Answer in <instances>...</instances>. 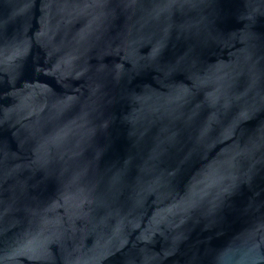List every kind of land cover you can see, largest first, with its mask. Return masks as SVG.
I'll return each instance as SVG.
<instances>
[{
	"label": "water",
	"instance_id": "1",
	"mask_svg": "<svg viewBox=\"0 0 264 264\" xmlns=\"http://www.w3.org/2000/svg\"><path fill=\"white\" fill-rule=\"evenodd\" d=\"M0 264H264V0H0Z\"/></svg>",
	"mask_w": 264,
	"mask_h": 264
}]
</instances>
